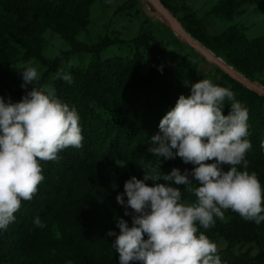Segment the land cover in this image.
I'll return each mask as SVG.
<instances>
[{
    "label": "trees",
    "instance_id": "16d2710c",
    "mask_svg": "<svg viewBox=\"0 0 264 264\" xmlns=\"http://www.w3.org/2000/svg\"><path fill=\"white\" fill-rule=\"evenodd\" d=\"M162 1L170 9V5ZM240 1H257L264 5V0ZM94 2L7 0L8 10L15 13L17 19L13 23L0 22V95L5 100L11 97L14 102L19 101L34 87L32 84L27 89L21 87L22 72L12 65L18 49L10 42L7 34L17 39L22 34L34 40L46 28L53 26L64 38L73 41L90 24V8ZM221 11L227 13L229 8L224 6ZM185 17L186 28L193 36L211 45L220 43L217 37L209 35L202 19L188 14ZM115 43V40L106 37L90 47L76 44L73 51L87 50L93 54V59L69 66L63 71L73 76L71 84L55 77L53 87L58 98L70 107H75L79 113L84 136L83 147H69L59 154L58 161L42 162L45 179L38 186L37 193L32 200L22 201L20 210L15 213V222L7 230L0 231V264H27L30 256L45 250L57 251L54 257L60 255L66 249V243L52 237L51 226L47 222L51 220L78 226L81 222L79 210L90 211L88 232L94 237L111 238L113 236L107 235L109 230H115L116 233L120 231L117 217H123L131 226V215H125V207L117 202L116 196L124 191L125 182L133 175L143 178V166L158 168V158L147 151V147L151 146L150 136L159 131L161 119L175 107L179 96L190 95L191 85L202 79H210L215 84L229 87L234 91L236 99L247 107L248 139L251 140L252 148L246 159L248 163L264 167V149L260 148V142L264 140V95L228 74L212 79L187 58L168 68L164 63L166 48L149 34H142L134 40L133 57L101 59L100 54ZM222 44L225 56L246 75L254 76L251 55L227 43ZM142 48L149 49L152 57L146 73L141 70L145 65ZM60 59L61 56L48 62L49 71L60 68ZM39 84L44 85L43 79H40ZM230 111L231 105L226 101L224 114ZM161 160L164 173H170L174 167L182 171L187 168L177 157ZM117 161L127 163L130 170L123 172L118 179V187L112 188L105 174L107 167ZM160 182L167 183L163 180ZM174 186L182 191L186 188L184 185ZM183 198L189 202L196 200L192 193L187 192ZM230 212L233 219L218 230L219 235L228 242L225 248L218 251L222 264H263L264 253L253 257L249 249H236L239 244L256 241L260 225L245 221L238 213ZM35 217L40 218L41 227L33 223ZM76 262L86 264L80 256H77ZM94 264H120L119 253L114 249ZM130 264L142 262L132 261Z\"/></svg>",
    "mask_w": 264,
    "mask_h": 264
},
{
    "label": "clouds",
    "instance_id": "9594fccd",
    "mask_svg": "<svg viewBox=\"0 0 264 264\" xmlns=\"http://www.w3.org/2000/svg\"><path fill=\"white\" fill-rule=\"evenodd\" d=\"M20 70L21 87H34L16 102L0 95V231L15 222L22 201L37 193L45 179L42 162L58 161L64 149L82 148L84 141L77 109L59 99L54 87L40 85L35 67ZM56 78L73 83L69 72H58ZM226 101L231 105L227 115ZM248 121L249 110L234 91L210 79L193 83L190 95L179 96L161 119L159 131L150 136L147 151L158 158V168L143 166V178L133 175L116 196L132 218L130 226L117 217L119 234L107 233L115 237L111 243L120 264H222L217 243L201 229L224 220L226 210L245 221L264 223V185L246 170L252 148ZM176 157L194 167L164 173L161 158ZM185 192L196 200H184ZM33 223L42 226L39 217Z\"/></svg>",
    "mask_w": 264,
    "mask_h": 264
},
{
    "label": "rangeland",
    "instance_id": "374dc122",
    "mask_svg": "<svg viewBox=\"0 0 264 264\" xmlns=\"http://www.w3.org/2000/svg\"><path fill=\"white\" fill-rule=\"evenodd\" d=\"M164 1L170 5L171 12L187 32L185 21L187 14L202 19L209 35L217 37L220 43L211 45L188 33L213 54L218 55L244 76L264 87V5L262 3L240 0ZM224 6L229 8L227 13L221 11ZM90 18V24L73 41L64 38L60 31L53 26L46 28L34 40H30L22 34L19 35V39L7 34L10 42L18 49V55L13 58L12 65L17 69L28 66L35 67L39 72L40 79H43L44 85L53 87L58 72L65 71L69 65H77L82 61L93 59V54L87 50L73 51L76 44H85L90 47L107 37L115 40L116 43L100 54L101 59L131 58L135 52L134 40L142 34H149L166 48L167 54L164 63L168 68L174 67L179 60L187 58L194 62L201 72L209 75L212 79L227 74L172 29L155 0H95L90 8ZM16 19V14L8 10L7 0H0V22L13 23ZM223 42L238 51L251 55L254 62V76L246 75L225 56L222 50ZM141 51L145 56V65L141 70L146 73L152 63L151 51L145 48H142ZM66 52L67 55H65ZM59 56H61L60 68L56 71H49L48 62H53ZM177 159L188 169L194 167L192 164H185L179 157ZM211 162L213 161H208V163ZM229 167V165H224L225 170H228ZM238 167L240 170H245L242 165ZM128 170H130V166L123 161L109 165L105 174L108 185L114 188L113 185L115 184L118 187L120 175ZM246 170L250 174L256 173L264 185V167L248 163ZM78 213L81 218L78 226L52 222L51 220L47 222L51 226L52 237L66 243L64 252L54 257L53 255L57 251L45 250L40 254L30 256L27 264H77V256H80L86 264H94L100 257L111 254L114 250L111 242L114 241L115 237L98 238L92 236L88 232L87 225L90 211L79 210ZM232 219L233 215L230 210H226L224 220L217 219L214 227L208 230L201 229L212 241L217 243L219 250L225 248L228 242L219 235L218 230ZM119 232L117 231V234ZM236 249H249L253 257L264 253V223L260 224L259 237L256 241L243 245L239 244Z\"/></svg>",
    "mask_w": 264,
    "mask_h": 264
},
{
    "label": "water",
    "instance_id": "95a60500",
    "mask_svg": "<svg viewBox=\"0 0 264 264\" xmlns=\"http://www.w3.org/2000/svg\"><path fill=\"white\" fill-rule=\"evenodd\" d=\"M156 4L160 8V10L166 16L168 22L170 23L172 29L176 31L179 35H181L189 44L194 46L199 52H201L205 57L211 60L214 64L220 67L223 71H225L228 75H230L233 79L239 81L243 85L247 86L250 89L257 91L259 94L264 95V87L261 86L258 82L253 81L246 76H242L236 70H234L231 66L226 64L219 57L215 56L208 50L200 41H198L195 37L189 34L184 28L180 25L178 19L171 12V10L165 5L162 0H155Z\"/></svg>",
    "mask_w": 264,
    "mask_h": 264
},
{
    "label": "bare ground",
    "instance_id": "6f19581e",
    "mask_svg": "<svg viewBox=\"0 0 264 264\" xmlns=\"http://www.w3.org/2000/svg\"><path fill=\"white\" fill-rule=\"evenodd\" d=\"M213 54V53H212ZM215 55V54H214ZM216 56V55H215ZM221 59V58H220ZM222 60V59H221ZM226 63V62H225ZM227 64V63H226ZM230 66V65H229ZM232 67V66H231ZM233 68V67H232ZM235 70V69H234ZM239 73V72H238ZM242 75V74H241ZM243 76V75H242Z\"/></svg>",
    "mask_w": 264,
    "mask_h": 264
}]
</instances>
